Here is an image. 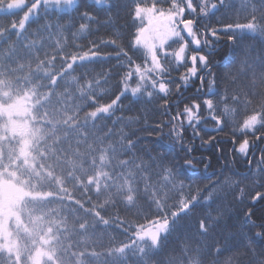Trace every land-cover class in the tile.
Returning a JSON list of instances; mask_svg holds the SVG:
<instances>
[{
	"label": "snow or ice",
	"instance_id": "snow-or-ice-1",
	"mask_svg": "<svg viewBox=\"0 0 264 264\" xmlns=\"http://www.w3.org/2000/svg\"><path fill=\"white\" fill-rule=\"evenodd\" d=\"M93 3L100 5L102 0H93ZM260 4L258 8L256 0H246L239 6L235 0H196L195 3L194 0H130V3L107 0V7L94 13L77 0H0V12L11 17L6 26H0V34L15 32L20 38L27 32L24 47L30 48L36 60L34 68L29 61L24 75L8 80L7 87H4L5 72L0 68V87H3L0 104L11 102L15 91L17 100L37 107L45 99L40 97L41 89H48L46 98L50 99L52 90L63 84L65 93L71 92L81 101L76 106L77 111L88 109L85 118L93 125L97 119L111 120L118 111L139 110L141 104L157 105L154 110L168 119L148 123L150 116L145 109L134 122L144 123L157 133L158 140L163 139L164 128H168L166 135L171 141V149L160 144L162 151H156L138 147L141 139L152 138L151 133L136 137L137 129L119 136L123 153L134 154L132 161L123 164H134V171L128 175L135 178V184L126 179L127 195L118 199L125 209H137V220L121 217L118 211L111 217L104 216L101 210L105 204L92 208L80 205L87 215L94 217L91 223L85 219L79 224L81 232L97 227L111 228L127 237L126 240L111 236L109 246L99 252L95 244L89 245L86 239L81 241L84 244L81 249H73L71 245L65 248L60 243V232L54 233V229L48 227L45 234L40 235V244L32 248L18 233L5 231L0 232V258L5 264H89L87 257L99 259L101 256L111 258L113 264H128L130 256L137 264H264V0H260ZM121 8L127 11L135 28L127 37L113 31L120 27ZM245 9L243 22H227L229 11L235 21H239L240 12ZM13 10L20 15L15 16ZM70 10L76 12L79 21H84L79 23L76 32L70 31L76 27L75 21L64 26L50 19ZM113 10L117 23L109 15ZM221 10L225 11L213 24L209 18L216 17ZM100 11L106 20L101 19ZM206 19H209L207 24ZM41 20L45 22L30 30L32 23ZM102 28L114 38L88 39ZM65 32L68 35H64ZM42 33H47L48 40L52 41L48 45L51 51H43V58ZM33 36L41 39H30ZM78 39L86 42L76 43ZM249 39L258 41L260 46L247 43ZM222 44L240 56L225 65L226 72L218 74L213 71L219 66L214 56ZM109 48L112 51H106ZM113 60L115 64H111ZM99 64H108V70L93 74L88 69L89 65ZM25 66L23 62L18 64L21 69ZM77 72L78 75H73ZM174 72L179 75L174 76ZM109 81H113L112 87L103 89L101 86ZM189 81L200 85L196 88L197 96L182 98ZM172 96L177 99H171ZM26 111L32 114L31 108ZM10 119L7 113L0 114V121ZM33 119H37L35 114ZM124 120V116L117 117L113 126ZM128 120L132 122L133 118ZM208 123L213 125L214 132L228 129L226 142L235 145L230 150L231 158L225 157L222 167L228 168L243 156L247 174L242 181H236L232 176L241 175L239 172L230 170L231 174L221 172L219 176L212 172L207 184L195 188L189 185L186 190L183 181L178 182L181 172L185 176L190 171L196 172L197 164H203L205 173L212 167L211 158L196 157L193 155L197 151L195 145L184 143L187 129L192 128V140L200 139L201 147L222 142L215 136L203 138L201 133L205 129L200 125ZM6 127L0 123V132ZM40 131L36 129L33 135ZM113 134V129H108L107 135ZM177 144L184 156L177 153L179 159L170 158L169 151ZM109 149L115 151L116 146L110 144L105 151ZM254 149L259 152L258 156ZM217 150L223 155V149ZM249 180L250 184L241 187V183ZM88 183H92L91 176ZM105 187L107 189L108 185ZM94 191L100 195L99 187ZM139 199L145 201L146 211L143 206L137 208ZM111 203L117 206L116 200ZM233 210L236 220L242 223L233 222ZM57 223L61 229L66 227L60 221ZM24 231L32 233L27 226ZM36 233L39 235L38 226ZM66 256H70L71 261L66 260Z\"/></svg>",
	"mask_w": 264,
	"mask_h": 264
},
{
	"label": "trees",
	"instance_id": "trees-1",
	"mask_svg": "<svg viewBox=\"0 0 264 264\" xmlns=\"http://www.w3.org/2000/svg\"><path fill=\"white\" fill-rule=\"evenodd\" d=\"M78 3H82L84 6L90 7L95 13L98 10L105 9L107 7V0H102L100 5L93 3V0H77ZM196 0H194V3ZM215 2V0H211ZM246 0H235L237 6L245 3ZM121 3H130V0H121ZM256 6L261 7L260 0H256ZM221 10L216 14V17H210L209 19L213 24L215 20L220 18L222 12ZM113 13L109 14L112 16L113 22L117 23L116 17ZM247 10L240 12L239 21H235L233 13L229 11L230 19L227 22H243V18ZM15 16H19L20 13L13 10ZM100 17L106 20L107 17L104 15L103 11H100ZM11 19L10 16H6L3 12H0V26H6L7 22ZM53 23H59L61 25L67 26L75 21L76 27L70 29L72 32H76L79 23L84 21H79L75 11H68L66 13H58L55 16L50 17ZM209 19H206L204 23H208ZM45 21H36L30 25V30H34L38 25L44 23ZM133 21L129 18L127 11L123 8L120 9V17L118 20V25L120 27L113 29L123 33L125 37L129 32H134L135 28L132 27ZM138 26V22H137ZM93 28L96 25H92ZM107 29H101L99 33L94 36L88 37V39H94L96 36H102L105 39L114 38L107 34ZM64 35H68L67 32ZM84 35H87L86 33ZM45 42V48L41 52V58H43V51H51L48 47L52 44L51 40H48V34L42 33ZM27 37V32L17 38L15 32L0 34V68L5 72V85L7 87L8 80H15L17 76L22 77L27 71V63L31 61L33 68L35 67V57L30 54V48L26 49L24 47L25 38ZM39 41L41 37H30ZM55 37H53V40ZM86 41L84 39H78L76 43L83 44ZM259 47V42L253 39L246 41ZM106 51H112L111 48L106 49ZM240 54L234 52L233 49L227 45H220L217 49L214 60L218 62L219 66L213 71L218 74H223L227 71L225 65H228L230 61L234 58H238ZM23 62L26 66L21 69L18 64ZM116 61H111V64H115ZM109 68L108 64L99 65H89L88 69L93 71V74L99 73L101 70L107 71ZM80 71H85V69H80ZM183 68L180 69L182 73ZM259 71V69H257ZM79 73H73V75H78ZM174 76L179 75V73L174 72ZM99 78V77H98ZM19 84V81H15ZM47 83V82H45ZM113 85V81H109L108 84L102 85L103 89H110ZM200 85L194 81H189L188 87L184 90L182 98L197 96L196 88ZM3 91V87H0V92ZM206 91V89H205ZM22 95V90L19 93ZM48 89L44 88L40 91V97H45L41 100V103L37 107H33L32 104L27 103V105L32 109L33 114L36 115L37 119H33L40 133L37 139V143L34 147L33 152V172L35 176V189L40 192V196L37 198L40 214L43 219L47 220L48 227H52L55 232H60L61 244L63 247L67 248L71 245L73 249H81L84 244L81 243L82 240H87L89 245L95 244L96 251H102L109 246V240L111 236H116L118 240H126L127 237L119 234L118 232H113L111 228L104 229L103 227H97L95 230L89 229L87 233L81 232L79 230V224L83 220L87 219L89 223L92 222L94 217L87 215L82 208L84 207L92 208L95 205L105 204V208L101 210V214L107 217H111L117 211L121 217L126 219L137 220L138 217L135 215L137 209L127 210L119 203L118 197L127 195L125 190L126 179H131L133 184H135V178L129 176L128 174L134 171V164L124 165V161H132L134 154L128 153L124 154L119 146V136L122 132L128 133L129 131H136V137H145L151 133V139H141L138 147L145 149L155 148L156 151H162L159 147L160 144L166 145L171 149L170 138L166 135L168 128H164V137L162 140L157 139V133L152 132L150 128H146L144 123H136L135 118L140 112L147 109L150 119L148 123L155 124L160 120L168 119L167 116L161 115L160 112H156L154 109L157 105H139L138 109L133 108L131 112L124 110L118 111L112 117L111 120L104 121L103 119H97L93 125L91 120L85 118V112L88 109H83L77 111V105L81 103L78 97L74 98V95L64 92V85L61 84L60 87L52 90V95L50 99H47ZM16 93L14 91L13 98L11 102L17 100L15 98ZM203 97H201L202 99ZM107 98H105L106 101ZM171 99L175 100L177 97L172 96ZM102 101V102H105ZM9 102V103H11ZM187 103V99L184 100ZM162 103V101L160 102ZM8 104V103H7ZM124 104L127 105L128 101L125 100ZM183 105H181V108ZM206 114V113H205ZM124 116L125 120L121 121L115 127L113 126V121L117 117ZM132 117V122H129L128 118ZM1 122V121H0ZM107 127H104V125ZM127 125V126H126ZM185 126L187 127V122L185 121ZM205 131L201 133L203 138L207 140L211 136L218 137L222 142L219 144H209L201 147L202 141L200 139L192 140L191 133L192 128H188L185 134V144H193L197 148V151L193 153L196 157L211 158L212 167L208 169L207 173L203 171V164H197L198 171L188 172L187 176L183 172L180 173L178 177V182L183 181L185 189L189 185L193 188L196 186H203L208 183V178L212 172H216V176H219L221 172L226 174H231V172H239L241 175L232 176L233 180L242 181L243 176L247 174V163L243 156H239L234 162L229 164L228 168H223L222 165L225 163V157L231 158L230 150L235 147L234 144L226 142V137L229 135V130L226 129L223 132L212 131L213 125L208 123L207 125H200ZM108 129H113L114 134L108 136ZM136 137H132L135 139ZM114 144L116 150H108V145ZM223 149V155L217 150ZM256 155H259L257 150ZM179 153L180 156H184L181 152L179 144H177L174 150L169 151V156L176 157ZM156 152H153L155 156ZM101 157H104L101 160ZM179 159V157H176ZM196 163V162H194ZM255 167V163L253 164ZM231 170V172H230ZM99 174V175H98ZM92 177V183H88V177ZM216 176H211V179H216ZM251 180L241 183V187L245 184H250ZM106 185H108L106 189ZM99 187L100 195L97 196L94 189ZM260 190V189H257ZM251 191V189H248ZM117 201V206L112 205V201ZM90 201V203H89ZM143 206L144 210H147L146 203L143 199L137 201V208ZM243 207V205H239ZM260 206L258 205L257 208ZM233 222L240 224L242 221H237L235 217V211L233 210ZM259 215V212H257ZM42 219V218H41ZM45 220V221H46ZM57 221L62 222L66 225L64 229H61L60 224ZM192 229L195 230V223H192ZM91 250V248H89ZM227 255V254H226ZM66 260L71 261L70 256L65 257ZM89 264H113L111 258L101 256L99 259H94L87 257ZM0 264H5V260L0 258ZM128 264H137V261L133 258H129Z\"/></svg>",
	"mask_w": 264,
	"mask_h": 264
},
{
	"label": "rangeland",
	"instance_id": "rangeland-1",
	"mask_svg": "<svg viewBox=\"0 0 264 264\" xmlns=\"http://www.w3.org/2000/svg\"><path fill=\"white\" fill-rule=\"evenodd\" d=\"M29 108L22 100L0 104V114L11 117L0 122L7 125L0 132V232L18 233L24 243L35 248L48 223L40 214L37 198L41 194L34 186L33 152L39 134L33 135L38 127L26 111ZM25 226L32 229L31 235L24 231Z\"/></svg>",
	"mask_w": 264,
	"mask_h": 264
}]
</instances>
